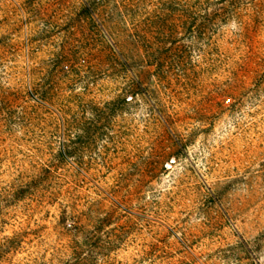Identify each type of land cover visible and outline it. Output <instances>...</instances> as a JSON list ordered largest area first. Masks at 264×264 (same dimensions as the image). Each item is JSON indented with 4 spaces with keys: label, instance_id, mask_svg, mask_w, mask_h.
Returning a JSON list of instances; mask_svg holds the SVG:
<instances>
[{
    "label": "rangeland",
    "instance_id": "1",
    "mask_svg": "<svg viewBox=\"0 0 264 264\" xmlns=\"http://www.w3.org/2000/svg\"><path fill=\"white\" fill-rule=\"evenodd\" d=\"M68 263L264 264V0H0V264Z\"/></svg>",
    "mask_w": 264,
    "mask_h": 264
},
{
    "label": "trees",
    "instance_id": "2",
    "mask_svg": "<svg viewBox=\"0 0 264 264\" xmlns=\"http://www.w3.org/2000/svg\"><path fill=\"white\" fill-rule=\"evenodd\" d=\"M66 143H64V146H63V148H62V153H64L65 152V149H66ZM69 264V263H68Z\"/></svg>",
    "mask_w": 264,
    "mask_h": 264
}]
</instances>
